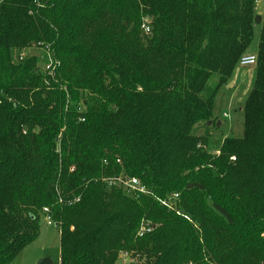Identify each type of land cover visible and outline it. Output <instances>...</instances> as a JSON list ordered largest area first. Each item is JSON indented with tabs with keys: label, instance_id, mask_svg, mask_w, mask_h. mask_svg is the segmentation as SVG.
Listing matches in <instances>:
<instances>
[{
	"label": "trees",
	"instance_id": "trees-1",
	"mask_svg": "<svg viewBox=\"0 0 264 264\" xmlns=\"http://www.w3.org/2000/svg\"><path fill=\"white\" fill-rule=\"evenodd\" d=\"M256 1L1 3L0 264L39 238L45 208L60 264H264V17L243 135L212 154L195 133L218 123ZM121 173L149 193L103 183ZM142 220L155 229L139 238Z\"/></svg>",
	"mask_w": 264,
	"mask_h": 264
},
{
	"label": "rangeland",
	"instance_id": "rangeland-1",
	"mask_svg": "<svg viewBox=\"0 0 264 264\" xmlns=\"http://www.w3.org/2000/svg\"><path fill=\"white\" fill-rule=\"evenodd\" d=\"M3 0H0V2ZM257 15L264 17V0L256 1ZM149 25V22H145ZM261 24L255 28V35L249 54H256L260 45ZM146 31V30H145ZM146 33H149L146 31ZM41 51L31 49L24 56H39ZM44 64L40 66L43 68ZM256 76V67L243 69L238 67L229 84L222 88L216 99V116L218 123L214 125L201 124L195 133L198 136H207L209 140L208 150L212 154H219L222 143L227 138L241 137L243 135V112L245 101L249 96ZM234 160V159H233ZM43 215V214H42ZM198 225H196L197 227ZM60 230L56 224L49 225L45 215L41 219V232L39 238L26 247L12 264H40L43 260H49L52 264H60ZM126 257L125 252L120 253V261L117 264H140L138 257L130 253Z\"/></svg>",
	"mask_w": 264,
	"mask_h": 264
},
{
	"label": "built area",
	"instance_id": "built-area-1",
	"mask_svg": "<svg viewBox=\"0 0 264 264\" xmlns=\"http://www.w3.org/2000/svg\"><path fill=\"white\" fill-rule=\"evenodd\" d=\"M4 1V0H3ZM0 2L1 3L3 2ZM147 32H149V29H146ZM258 62L257 53L256 54H248L241 58L239 62V67L246 69L250 67H256ZM49 69V67H47ZM118 164H120V160L116 161ZM105 166H109L108 161H104ZM103 183L108 188H120L123 189L128 196H139V195H146L148 194V189L146 186H144L141 181L137 178L131 177L126 175L125 173H121L120 175H107L103 178ZM179 196H172L168 201L162 202L163 206L168 208L169 210L174 209V201L178 200ZM43 215L46 216L48 224L52 225L55 224L52 218V215L50 214L49 209L45 208L43 210ZM154 226L147 222L146 220H142L139 226L138 234L137 236L139 238H143L148 234H151L154 231ZM128 257V255H126Z\"/></svg>",
	"mask_w": 264,
	"mask_h": 264
},
{
	"label": "water",
	"instance_id": "water-1",
	"mask_svg": "<svg viewBox=\"0 0 264 264\" xmlns=\"http://www.w3.org/2000/svg\"><path fill=\"white\" fill-rule=\"evenodd\" d=\"M256 25H260L262 23V18L260 16H257L255 19ZM208 125H211V122L208 123ZM220 125V123H218ZM40 264H52L49 260H43L40 262Z\"/></svg>",
	"mask_w": 264,
	"mask_h": 264
}]
</instances>
